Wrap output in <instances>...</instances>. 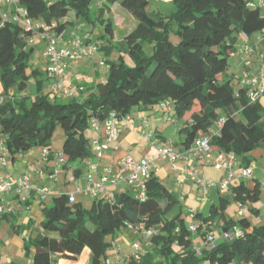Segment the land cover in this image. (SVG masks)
<instances>
[{
	"label": "trees",
	"instance_id": "1",
	"mask_svg": "<svg viewBox=\"0 0 264 264\" xmlns=\"http://www.w3.org/2000/svg\"><path fill=\"white\" fill-rule=\"evenodd\" d=\"M251 1L172 0L174 11L164 16L149 11L147 0H19L26 11L22 18L33 25L43 24L51 33L64 32L71 15L94 23L90 13L93 3L98 6L97 20L107 42L113 39L112 23L103 20L109 5L118 3L137 25L124 39L130 64L122 57L108 61L106 81L97 84L86 98L50 100L52 92L42 90L46 74L34 70L41 79L37 94L27 102L20 95L31 77L27 69L33 47L28 41L41 29L25 32L21 23L1 24L0 18V79L4 91L15 96L14 101L0 106V136L10 152L9 159L34 148L51 152L53 130L60 126L65 137L62 170H68L92 155L85 136L91 122L100 124L111 113L122 119L138 107L168 104L181 122L179 132L184 135L186 149L199 136H210V129L222 120L218 134L210 137L211 148L247 162L250 152L264 148V102L250 103L245 88L235 89L231 80L224 81L222 76L242 35L249 38L264 30L262 9L249 6ZM82 173L81 168L73 171L74 177ZM232 192L234 201L246 207L259 201L261 188L257 182L252 188L241 182ZM227 204L229 200L220 197L210 206L208 217L196 212L193 220L202 222L191 231L177 195L156 176L148 180L143 201L123 192L113 202L95 198L84 208L80 203L69 204L68 195L63 194L43 208L44 220L25 247L27 252L33 247L31 264H55V256L75 261L84 249L90 251V264H102L108 236L143 224L154 231L150 243L159 256L155 264H264V223L253 226L246 218L226 220ZM214 219L224 220L222 233L238 228L243 236H220L201 246L197 254L192 248L194 240L198 236L206 241L211 233L209 222ZM128 264L140 263L131 258Z\"/></svg>",
	"mask_w": 264,
	"mask_h": 264
},
{
	"label": "crops",
	"instance_id": "2",
	"mask_svg": "<svg viewBox=\"0 0 264 264\" xmlns=\"http://www.w3.org/2000/svg\"><path fill=\"white\" fill-rule=\"evenodd\" d=\"M147 1L149 2V0ZM153 1L159 2L160 0ZM164 1L167 4L172 3V0ZM117 4L109 5L103 15V20H108L112 23L113 39L111 42H107L105 38H102L104 31L97 38L93 35L96 26L95 21L98 18V6L96 4L93 3L92 5L95 7H91L90 9L91 18L94 20V23H87L81 19H76L74 15H71L67 19L70 23L64 30L63 42L58 45L59 49L66 46L73 34L86 38L87 41L84 42L86 45H94L96 47V52L91 57L81 56L77 60H65L66 72L64 81L66 85L82 89L81 92L76 93V99L81 100L86 98L88 94L95 90L97 84L106 81L108 61L117 62L122 57L125 62H128L126 59L128 50L124 39L135 29L137 22L135 20L133 23L130 20L132 22L131 26L133 24L131 30L117 36L116 31L118 27L109 16L114 11L123 12L121 7H119L120 5ZM0 5L1 11L6 8L7 3L3 2ZM156 11L163 14L160 10ZM122 31L125 30L123 29ZM120 35L123 36L121 37ZM33 45V51H40L43 57L46 58L44 56L46 41L41 37H37ZM119 45H122V50L119 49ZM236 47L253 48V53L250 57V67L246 68L235 53L230 59L229 68L222 76L224 81L231 80L234 88L239 89L241 88V82L245 81L246 76L253 78L257 75L258 67L264 54V30L261 33L253 34L247 40L240 39ZM101 62L104 63V66H100ZM47 69L48 59L46 60V68L42 73L46 74ZM20 97L24 100L33 98L30 95L24 94H21ZM53 98L64 99L55 94ZM260 101L264 102V97ZM166 114H168V117L164 119ZM179 123L174 117L173 110L167 113L160 106L138 107L129 114L128 120H120L117 142L108 143L102 157L96 159L93 155L92 142L98 141L103 144L105 141V129L103 125L95 129L91 122L85 132L92 152L91 157L84 161L75 162L68 170H61L57 175L56 181L52 180L51 177L57 164V157L60 155L64 158L62 150L54 156L51 147V154L47 161L42 159L40 148H34L26 153L17 154L14 158L9 159L7 166L0 169V174L9 179L20 178L28 174L31 178V187L24 201H22L21 195L19 196L15 191L5 195L6 201L13 207V214L3 215L0 218V264H31L34 250L31 246L27 252L25 246L32 242L40 223L44 220L43 208L50 206L54 197L63 194L72 195L75 203H80L84 208H89L95 198L84 196L79 191L83 190L87 184L85 178L90 173V165L93 162L97 163V170L93 174L94 181L96 182L98 176L105 169L115 171L117 161L126 155H130L135 160H154L155 165L159 168V173L156 176L157 179L177 195L178 201L181 203L179 207L187 220V224L194 223L197 226L200 225L202 221H194L191 217V212L196 211L206 218L208 217L205 213L208 199H210L212 205L217 204L218 202L216 201H219L220 197H225L229 200V204H227L224 210L226 220L237 221L246 218L253 226L262 225L264 223V205L261 209L252 207V209L256 210L255 212H252L248 206L249 209H246L242 215H239L240 207L233 199L232 188L241 182H244L248 188H252L257 182L261 188L259 201H264V148H257L250 152L247 155L248 161L245 163L237 157V166L233 169L234 176L230 181L229 190L222 192L218 187V183L226 178L227 171L216 169L210 163L204 162L200 154L192 151L189 152L182 145L184 135L179 132L181 126V124L178 125ZM170 126L174 127L173 134L179 135L178 142H174V149L177 153L184 155V158L174 163L158 159L156 151L152 150L150 143L144 139V133L151 132L153 134L151 141L157 146H162L165 141H168L166 140L165 132ZM218 131L219 127L215 124L210 129L209 135L213 136ZM217 151L213 149V155ZM78 168H81L83 173L79 177H74L73 171ZM245 169H250L251 175L243 178L241 174ZM189 170L192 171L193 176L187 174ZM198 180L205 181L206 183L212 182L214 186L206 189L202 188L198 185ZM45 188L48 189L49 194L42 199L40 193ZM109 190L115 196L123 192H129V188L124 184L110 188ZM215 194L218 198L214 199L213 196ZM246 211L250 213L249 216L246 215ZM234 214L237 218H235ZM223 223V219H214L209 222V230L217 238L222 233ZM139 225L127 227L115 235L108 236L106 241L109 243V247L103 261L108 260L113 264L118 260L122 264H128L129 260L133 258L140 264H155L159 259L158 252L151 243L145 244ZM194 243L205 246L203 240L198 236H196ZM137 244L141 246L138 255L133 250ZM54 259L55 264H90V251L84 249L75 261L62 259L58 256H55Z\"/></svg>",
	"mask_w": 264,
	"mask_h": 264
},
{
	"label": "built area",
	"instance_id": "3",
	"mask_svg": "<svg viewBox=\"0 0 264 264\" xmlns=\"http://www.w3.org/2000/svg\"><path fill=\"white\" fill-rule=\"evenodd\" d=\"M3 2L7 3L6 8L0 11L1 24L4 22L21 23L24 27L25 32H33L34 28H40L41 33H35L29 38V43L33 44L37 37H41L46 41V48L44 56L48 59V69L46 71V77L49 81V89L55 94L59 95L64 99H72L75 97L76 93L82 91L81 88L68 87L65 84L64 77L66 72L65 60H77L81 56L91 57L96 52V47L94 45H86L84 42L87 41L86 38H81L75 34L72 35L71 40H69L66 46L62 49L58 48V45L63 42L64 32L62 33H51L47 28L41 24H32L29 20H24L22 16L26 15V11L19 5V0H0V4ZM98 2V0H95ZM249 6H257L264 9V0H253L249 3ZM243 39L247 40L248 37L242 35ZM253 53V48H237L236 54L238 55L240 62L246 67L251 66L250 57ZM100 66H104L101 62ZM247 75V73H246ZM241 88L247 90V99L250 103H255L260 100L264 95V54L261 58L260 65L258 67L257 75L253 78L246 76L245 81L241 82ZM15 96L12 91L5 92L0 79V106L7 102L14 101ZM167 113L172 111V108L168 104H162L160 106ZM124 120L129 119V115L122 118ZM121 119H119L115 113L109 114L107 119L102 123L92 122V125L97 129L100 125L104 126L105 129V141L101 144L98 141L92 142L93 155L96 159H100L103 152L107 149L108 143L117 142L119 137L118 125ZM222 120H220L217 125L220 128ZM219 132V131H218ZM218 132L215 134L217 135ZM153 134L151 132L144 133V139L150 143V148L155 150L158 159L167 160L170 163L184 158V155L177 153L174 149V142L171 140L165 141L162 146L155 145L152 141ZM210 136H201L197 138L194 144L188 151H192L201 155L202 160L206 163H210L216 169H222L227 171L226 178L218 183L220 191L227 192L229 190V184L233 178V169L237 166V157L233 153H226L222 151H217L213 155V149L210 145ZM41 157L44 161H47L50 157L51 152L46 148L40 149ZM10 152L7 149L6 142L3 137L0 136V169L7 166L9 161ZM64 158L59 155L57 157V164L53 171L52 180H57V175L62 170ZM97 170V163H92L90 165V173L86 176L85 181L87 182L85 188L79 191L84 196L92 198H102L106 202H113L115 200V194L109 189L114 188L118 185H126L133 196L143 201L146 199L147 193V182L150 178L155 177L159 173V168L155 165L154 160L141 159L135 160L130 155H126L120 158L116 163V170L105 169L101 175L98 176L97 181H94L93 174ZM188 175L193 176L191 170L187 172ZM251 175L250 169H245L241 176L249 177ZM198 185L202 188H210L214 186L212 182H205L202 180L197 181ZM31 187V178L28 174L23 175L20 178L9 179L0 174V218L3 215H12L13 207L6 201L5 195L13 191L17 192L19 196L21 195L22 201L26 200V195ZM24 193V195H22ZM41 198L44 199L49 191L47 188L42 189ZM69 204H73L74 198L72 195H68ZM239 215H242L245 211L244 206H239ZM196 211L191 212V217L193 218ZM135 226V225H134ZM140 230L144 238L146 245L150 243L151 237L154 235V231L151 229H145L143 224L139 225ZM132 227V226H129ZM196 225L190 224L189 229L195 231ZM225 239H231L233 236L240 238L243 233L240 229L234 228L233 232L221 233ZM217 237L210 233L207 236L204 245H209L214 243ZM193 250L199 254L201 251V246L194 244L192 246ZM141 246L139 244L135 245L133 250L136 255L140 251ZM102 264H112L108 260L103 261ZM113 264H122L116 260Z\"/></svg>",
	"mask_w": 264,
	"mask_h": 264
},
{
	"label": "rangeland",
	"instance_id": "4",
	"mask_svg": "<svg viewBox=\"0 0 264 264\" xmlns=\"http://www.w3.org/2000/svg\"><path fill=\"white\" fill-rule=\"evenodd\" d=\"M91 7H95V6L92 5ZM119 7H121V6H119ZM0 8H1V5H0ZM121 9L123 10V12H115L114 11L111 14H109L111 20L113 22H115V24L118 27L117 31H116L117 36L119 34H123V32L126 33V32L131 30L133 24L131 26L132 22H130V20H132L133 23L135 22V19L130 14V12H128L126 9H123L122 7H121ZM148 9H149V11H155V12H156V10H160L163 13L164 16H168V15H170L171 12L174 11V6H173L172 3H168L167 4L164 0H160L159 2H156V1H153V0H149ZM262 14L264 15L263 9H262ZM95 22H96V26L94 28L93 35L95 36V38H97V37H99V34H101L104 31V28L101 25V23H99L98 20H96ZM124 22H127V23H124ZM69 29H70V27H69ZM123 29L125 31H122ZM28 45L29 46H34L31 43H29ZM148 47H149V45H148ZM119 49L122 50V45H119ZM44 53H45V51H44ZM126 59L128 60V62H126V64H130V60L128 58V55L126 56ZM46 60L47 59L43 57V55H42V53L40 51H37V50L33 51L32 55H31V57L29 59V63H28L29 67L27 69V73L31 77H30L29 84L27 86L26 91L23 92L24 95H30V96L34 97L37 94V92H38V84H37V82L41 79V77H40V75H34L33 71L34 70H39V71L42 72L46 68ZM42 90H43V92H45V94L51 92L50 89H49V81L48 80H45L43 82ZM48 97H49L50 100H53L54 99L53 98L54 94L51 93V94L48 95ZM30 100H31V98L26 99L27 102H30ZM134 110H136V109H134ZM167 117H168V114L165 115L164 119H166ZM180 124H181V122L178 125H180ZM173 130H174V127L170 126L169 129L165 132L166 140H171L173 142H178L179 135L178 136L174 135L173 134ZM64 139H65V137H64L63 130L61 129L60 126H56L54 128V130H53L52 139H51V142H50V146L52 147L54 156L57 154V152H61L62 146H63V143H64ZM129 192H130V194L133 195V193L131 192L130 189H129ZM213 197H214V199L218 198L216 194ZM216 202H218V201H216ZM179 204H181V203L179 202ZM263 205H264V201L261 200V201H257L256 203L250 204L248 206L250 208L256 207V208H260L261 209ZM210 206H211V201H210V199H208L207 206H206V211H205V213L207 215H209L208 211H209ZM248 206L245 207V210L249 209ZM245 213H246L247 216L250 215V213L247 212V211ZM227 216H229V215H227ZM234 216H235V214H234ZM235 218H237V217L235 216ZM185 223H187L186 218H185Z\"/></svg>",
	"mask_w": 264,
	"mask_h": 264
}]
</instances>
